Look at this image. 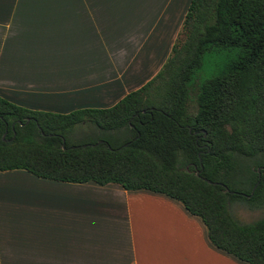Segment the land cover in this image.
I'll return each instance as SVG.
<instances>
[{
	"label": "trees",
	"instance_id": "trees-1",
	"mask_svg": "<svg viewBox=\"0 0 264 264\" xmlns=\"http://www.w3.org/2000/svg\"><path fill=\"white\" fill-rule=\"evenodd\" d=\"M9 170L164 195L217 250L264 264V217L241 224L228 209L264 206V0H190L158 73L110 108L54 114L0 98Z\"/></svg>",
	"mask_w": 264,
	"mask_h": 264
},
{
	"label": "crops",
	"instance_id": "crops-1",
	"mask_svg": "<svg viewBox=\"0 0 264 264\" xmlns=\"http://www.w3.org/2000/svg\"><path fill=\"white\" fill-rule=\"evenodd\" d=\"M190 0H0V98L107 109L160 70ZM0 264H245L175 200L0 172Z\"/></svg>",
	"mask_w": 264,
	"mask_h": 264
},
{
	"label": "rangeland",
	"instance_id": "rangeland-1",
	"mask_svg": "<svg viewBox=\"0 0 264 264\" xmlns=\"http://www.w3.org/2000/svg\"><path fill=\"white\" fill-rule=\"evenodd\" d=\"M87 128L84 132L87 133ZM230 216L233 217L237 222L241 224H249L264 217V206L259 208H252L247 203L241 200L232 201L229 206Z\"/></svg>",
	"mask_w": 264,
	"mask_h": 264
},
{
	"label": "water",
	"instance_id": "water-1",
	"mask_svg": "<svg viewBox=\"0 0 264 264\" xmlns=\"http://www.w3.org/2000/svg\"><path fill=\"white\" fill-rule=\"evenodd\" d=\"M81 147H85V146H81ZM259 173V169H257V174ZM257 184V183H256ZM256 184H255V186H256ZM255 186L252 188V191H253V189L255 188ZM247 197H249V196H247Z\"/></svg>",
	"mask_w": 264,
	"mask_h": 264
}]
</instances>
